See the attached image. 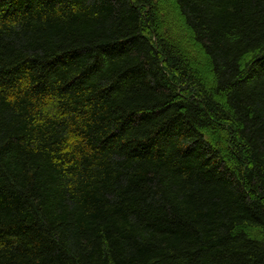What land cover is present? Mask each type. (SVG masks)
<instances>
[{"label":"trees","instance_id":"trees-1","mask_svg":"<svg viewBox=\"0 0 264 264\" xmlns=\"http://www.w3.org/2000/svg\"><path fill=\"white\" fill-rule=\"evenodd\" d=\"M0 264H264V0H0Z\"/></svg>","mask_w":264,"mask_h":264}]
</instances>
